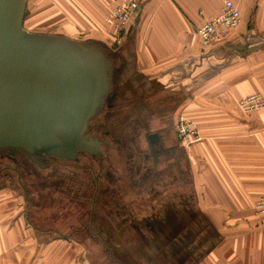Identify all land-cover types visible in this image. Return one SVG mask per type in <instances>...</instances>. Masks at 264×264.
I'll return each instance as SVG.
<instances>
[{"label":"crops","instance_id":"0c3cea01","mask_svg":"<svg viewBox=\"0 0 264 264\" xmlns=\"http://www.w3.org/2000/svg\"><path fill=\"white\" fill-rule=\"evenodd\" d=\"M224 1H141L126 37L132 59L126 62L117 52L121 65L113 63L114 72L119 82L132 84L127 92L140 101V109L130 103L127 115L140 117L133 122L144 137L158 132L170 153L155 160L148 143L138 138L135 148L130 145V158L122 159L118 146L109 144L104 174L113 180L111 186H104L97 168L99 187L84 194L90 197L82 211L84 224L72 232L66 219L54 223L56 214L40 206L36 192L1 187L0 264H101L89 254L85 244L91 243L99 244L97 258L103 264H130L132 258L125 262L120 256L129 255L125 250L132 242H173L174 250L167 253L172 264L175 257L176 264H264V219L255 213L264 195V109L239 107L248 95L264 97V0H232L239 7V26L222 43L201 47L196 28ZM112 4L26 0L23 27L112 41L104 22ZM134 76L137 80L127 82ZM119 118L114 120L118 131ZM181 120L192 123L195 140L183 143L173 133ZM99 159H92L94 165ZM129 165L135 169L131 175ZM121 166L124 171H117ZM197 223L209 229L199 254L187 246L186 231ZM139 226L145 237L134 235Z\"/></svg>","mask_w":264,"mask_h":264},{"label":"water","instance_id":"95a60500","mask_svg":"<svg viewBox=\"0 0 264 264\" xmlns=\"http://www.w3.org/2000/svg\"><path fill=\"white\" fill-rule=\"evenodd\" d=\"M25 9L0 0V149L94 155L100 142L84 133L108 98L113 62L94 41L27 31Z\"/></svg>","mask_w":264,"mask_h":264},{"label":"rangeland","instance_id":"374dc122","mask_svg":"<svg viewBox=\"0 0 264 264\" xmlns=\"http://www.w3.org/2000/svg\"><path fill=\"white\" fill-rule=\"evenodd\" d=\"M77 40H82V41H97L101 44L103 50H105L104 52L107 53L108 58L111 59L113 61V63H115V65L118 66V68L120 67L121 63L118 61L117 57H116V53H122L124 54V58L123 60H125L126 62H130L132 59V56L130 54V52L127 51L126 48V43L129 42V39H125L124 42L119 45L116 46L113 44L112 41L106 40V41H102L101 39H96L91 36H86V37H81ZM123 58V56H122ZM124 61V62H125ZM128 67V66H127ZM129 69V67L127 68ZM116 69H114L115 71ZM113 71L112 74V83H111V87H110V95L109 98H107V102L104 105V107H106V109L103 111V113L101 112V114L95 115L93 116L88 122L89 125L95 127V123L96 121L102 120L103 124H101V126L97 127L96 131L97 132H103V131H107L108 129L112 130L114 127V120L118 119L120 116V123L122 125V129L120 130L121 133H125L128 135L127 139L126 137L123 136L122 138V142L124 143H132V139H142L143 141H145V137H144V133L143 131H139L140 127H136V123L133 122V119L136 120V115L132 116L131 112L127 115V111L130 108V103H134L133 105L137 108L140 109V101L139 99L136 98V96L129 94L127 91L128 89L132 91V84L130 86V84H125L124 82H119L117 74H115V72ZM120 71L122 72V74H125L121 69ZM137 80V77H128L127 78V82L130 83V81H134ZM127 85V86H126ZM129 87V88H128ZM128 88V89H127ZM119 93V94H117ZM124 112V114H122ZM132 116V117H131ZM140 120V117H137ZM95 121V122H94ZM115 130V129H114ZM175 132V130H174ZM100 136H105V138L108 139V137L106 135H104V133L99 134ZM121 149L123 151H125V149L123 147H121ZM105 156V154H104ZM103 156V159H99V163L101 161V167H100V172L102 174L106 173V171L108 170V164L105 165L106 163V159ZM117 156H119L117 154ZM88 157H90L89 155L86 154H79L78 159L77 160H73V161H69V162H61V164L59 163L56 169H70L71 173L74 175V177H76L79 174V169H77L76 167H74L71 163L74 162L80 165H93L94 163L92 162V158L90 157V159H87ZM111 157V156H110ZM2 161L0 160V184H6L5 186H7L8 188H12V189H22L25 190V192H29L28 189H31L33 192H36V194H38V203L41 205H45L48 208L50 207L52 202H57L58 201V196H52L51 193H48V190L50 189V187L47 183L48 182H44L42 181L41 178L37 177L36 178V182L35 181H31L33 184L36 185H31V182L29 184L28 180H24V173L25 171H23L22 169L21 172L23 173V175L20 177L21 180L19 179V176L16 175L15 169H17V166L15 165V163L13 161H11L10 158L8 157H3L1 158ZM98 161H96L95 166L97 165V167H99L98 165ZM93 163V164H92ZM105 165V166H104ZM50 166V165H49ZM49 166L43 170L42 175H45V173L47 174V172L49 171ZM94 167V166H93ZM108 167V168H107ZM122 168H117V171L123 172L124 171V167L121 166ZM96 168V167H95ZM50 169H52V167L50 166ZM19 170V169H18ZM96 172L98 171L97 169L95 170ZM15 174H13V173ZM81 174L79 177H84V175H88L91 171L89 169L86 170H80ZM9 173H11L12 175H9ZM91 175V174H90ZM112 175V174H111ZM103 177V182L105 183V187L108 188L109 186H111L110 184L112 183L113 180L108 181L107 176L104 174L102 175ZM109 177V176H108ZM36 187V191L33 190V188ZM50 197V198H49ZM90 198V197H88ZM45 200H48L47 204ZM50 200H52L50 202ZM88 201V200H87ZM42 207V206H41ZM79 207L74 208L72 212H70L69 217L70 220L68 222V226H67V232H70V230L73 231V229L78 228L80 226H82V224L84 223H79V226L75 227L76 224V220L78 218H80V215H85L84 213H82L81 210H78ZM173 214V213H171ZM143 215V213H142ZM141 217V216H140ZM186 217V216H185ZM140 220H142L140 218ZM184 224V223H183ZM198 227V228H197ZM136 229H134V235H138V236H146V232L142 231V226L139 227H135ZM65 229V228H64ZM150 231V230H149ZM187 231V235L189 234L190 236L188 237V247L189 249L194 250V252H196V254H199L201 251H203L204 249L201 248L200 243L202 242L205 234H208L209 229H207L206 231L204 230V228H201V224H194V227H190L186 229ZM196 232V235H195ZM205 232V233H204ZM137 233V234H135ZM129 235V234H128ZM127 235V236H128ZM133 235V234H132ZM133 235V236H134ZM149 236H151L149 234ZM145 239V238H144ZM170 244V245H167ZM172 244L174 245V243L172 242ZM171 243H148V244H137V242H132L131 244L127 245V249L125 251L129 252V255H126L125 253H123L120 258H122V260H124L126 262L127 258H132L130 261V264H167L168 259H167V253L169 254L170 252L172 253L173 249V245ZM88 251L90 252L89 254L92 255L93 259H96L95 261H100L101 264H103L102 259H98L97 256L98 251H99V244H85ZM88 245V246H87ZM92 245H95L94 247ZM102 246V245H101ZM176 251V249H175ZM169 264H172V261H170ZM174 264H176V257H175V262Z\"/></svg>","mask_w":264,"mask_h":264},{"label":"flooded vegetation","instance_id":"af4514ba","mask_svg":"<svg viewBox=\"0 0 264 264\" xmlns=\"http://www.w3.org/2000/svg\"><path fill=\"white\" fill-rule=\"evenodd\" d=\"M113 62V61H112ZM110 95V92H109ZM108 95V98H109ZM107 102V101H106ZM105 102V104H106ZM104 104V105H105ZM106 109V107H103L102 110H100L96 115L101 114V112L103 113V111ZM95 122V121H94ZM100 127L101 125L98 123V121H96L95 123V127L94 125L91 126L89 125V122L87 123V128L86 131L84 133L88 134L90 139V141L92 140H96L98 142H100L99 144V155H90L88 153H76V156L73 159H59V158H55L51 155H47L44 153H29L26 150L20 149V148H4V149H0V160L2 161L1 158L3 157H8L11 159V161H13L15 163V165L17 166V169H15L16 175L19 176V179L21 180V176L23 175V173L21 172L20 169H22L23 171H25L24 173V180H28L29 184L32 181L36 182V178L39 177L42 179V181L44 182H48L47 184L50 187V189L48 190V193H51L52 196H58V201L57 202H52L50 205V210H52L56 215L54 217L55 220V224L59 225V223H64V219L67 220V224L70 220L69 214L70 212L73 211L74 208L79 207L78 210L81 211H85L87 208V203L86 201L89 200L88 197L84 196V194L86 192H90L94 191L95 189H97L99 187V175H97V172L95 171L97 168L100 169L101 165H99V167H97V165L95 166L93 163V165H80L72 162L71 164L76 167L77 169L80 170H86L89 169L91 172L88 175H84V177H79L80 175H77L76 177H74V175L71 173L70 169H56L58 164L61 162H69V161H75L78 159L79 154H86L89 155L92 159L93 158H97V159H103V156L105 154V159L108 160L110 158L109 154H108V146L109 144H113V145H117V153L119 155L120 158L122 159H129L130 158V154H131V150H130V145H128V143L123 144V142L121 141L123 136L128 137V135L126 134V132L123 134L121 133L120 129L119 131L115 128H113L112 130L108 129L107 131H103V132H97L96 129L97 127ZM115 129V130H114ZM116 131H118L119 133H117ZM173 131V130H172ZM104 133V135H106L108 137L105 138V136H100L99 134ZM156 133V137L155 136H151L149 137L150 134L152 133H146L145 134V143H148V147H149V151L150 153H152V157L156 160L159 156H167L170 153V150L168 147H164L163 146V141H162V137L160 138V134L158 132ZM167 133L170 135L171 132L167 131L165 132V134L167 135ZM174 133V131H173ZM165 137H168L166 136ZM170 140L173 139L172 134L170 135ZM152 138V142L150 141V139ZM132 145L135 148V143H139V140L137 139H132ZM124 145V146H123ZM121 147H123L125 149V151H123L121 149ZM135 151V150H134ZM137 151H140V148H138ZM123 153V155H122ZM90 157H88L87 159H90ZM91 160V159H90ZM52 167V169H50V166ZM49 166V171L47 172V174L45 173V175H42L43 170H45L47 167ZM94 166V167H93ZM46 167V168H45ZM96 167V168H95ZM19 169V170H18ZM132 166L129 165L128 166V171L129 174H132ZM135 171V169L133 170ZM12 172V173H13ZM13 173V174H15ZM136 173V172H133ZM91 174V175H90ZM150 174L152 175L153 172H150ZM9 175H12L11 173H9ZM141 176V175H140ZM155 177H157L158 175L155 174ZM137 183L140 184L143 181V178H137L136 179ZM139 181V182H138ZM31 182V185H36L33 184ZM6 184H0V188L4 187ZM36 187L33 188L34 191H36L35 189ZM20 189V188H18ZM22 190V189H20ZM25 191V190H23ZM28 191H31V189H28ZM27 193V192H26ZM50 198V197H49ZM47 204L48 200H45ZM52 200H50L51 202ZM69 207V211L67 213H59V210L65 211L66 208ZM48 212V211H47ZM62 219V220H61ZM79 219V220H78ZM76 220V224H78L79 221L82 220V223H84V215H80V218H78ZM74 230V229H73ZM70 232H72V230H70Z\"/></svg>","mask_w":264,"mask_h":264},{"label":"built area","instance_id":"2783aa9c","mask_svg":"<svg viewBox=\"0 0 264 264\" xmlns=\"http://www.w3.org/2000/svg\"><path fill=\"white\" fill-rule=\"evenodd\" d=\"M113 5L104 17L109 28L114 45H121L128 35L131 19L136 15L142 0H112ZM240 11L238 5L232 0H225L220 11L204 20L197 28L196 34L201 47L222 43L228 34L240 24ZM243 111H257L264 109V97L253 93L239 101ZM175 133L183 143H188L198 137L197 131L188 120H181L175 126ZM255 213L264 219V195L255 203Z\"/></svg>","mask_w":264,"mask_h":264},{"label":"trees","instance_id":"16d2710c","mask_svg":"<svg viewBox=\"0 0 264 264\" xmlns=\"http://www.w3.org/2000/svg\"><path fill=\"white\" fill-rule=\"evenodd\" d=\"M112 2H113V1H112ZM112 5H113V4H112ZM111 7H112V6H111ZM94 42L97 43V45L100 47V49L102 50V52L108 57L107 53L104 52L105 50H103L101 44H100L99 42H97V41H94ZM110 60H111V59H110ZM111 62H112V60H111ZM109 92H110V91H109ZM108 95H109V94H108Z\"/></svg>","mask_w":264,"mask_h":264}]
</instances>
